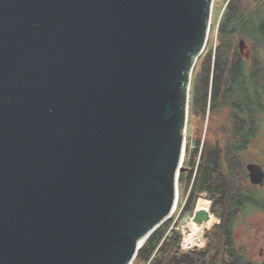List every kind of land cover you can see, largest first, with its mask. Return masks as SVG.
I'll return each instance as SVG.
<instances>
[{"label": "water", "instance_id": "1", "mask_svg": "<svg viewBox=\"0 0 264 264\" xmlns=\"http://www.w3.org/2000/svg\"><path fill=\"white\" fill-rule=\"evenodd\" d=\"M214 5L0 0V264L134 263L177 204Z\"/></svg>", "mask_w": 264, "mask_h": 264}, {"label": "trees", "instance_id": "2", "mask_svg": "<svg viewBox=\"0 0 264 264\" xmlns=\"http://www.w3.org/2000/svg\"><path fill=\"white\" fill-rule=\"evenodd\" d=\"M241 40L246 54L240 51ZM200 59L192 78L189 114L207 120V130L203 143L202 131L189 155L194 168L181 173L179 182H193L188 212L205 193L220 222L206 233L203 249L185 252L182 231L171 230L168 220L148 238L134 263L264 264L261 247L251 253L237 236L238 227L248 228L252 215L264 213V181L253 183L247 169L255 164L264 171V0H225L216 44H209ZM199 208L208 211L209 204L200 201ZM195 225L203 231L202 224ZM191 243L184 245L198 244L196 239Z\"/></svg>", "mask_w": 264, "mask_h": 264}, {"label": "rangeland", "instance_id": "3", "mask_svg": "<svg viewBox=\"0 0 264 264\" xmlns=\"http://www.w3.org/2000/svg\"><path fill=\"white\" fill-rule=\"evenodd\" d=\"M215 2H216V0H215ZM214 6H215V8L213 10L214 17L212 16V26H214V31H213V34H211V32H210L211 38L209 36V41H208V44H207V47L205 50H207L209 48V44H212V42H214V45L216 44L218 22L220 21V18L222 16L223 11L225 10V0H217L216 5H214ZM201 64H202V60L200 59L197 61L193 77L196 76ZM206 128H207V120L204 123V122H202L200 116L194 115L193 112H191L189 114L188 125H187L186 152H185L186 159H185V162H183V168L187 169L189 172L193 169V166L190 165V163H189V160H190L189 155L192 151L193 146H195V141H196L197 137L200 136L202 131H203V138H202V143H203V141L205 139V133L207 130ZM212 138H215V136H212ZM187 176L188 175H186V177ZM188 191L189 190L187 188L186 181L184 180L181 183L179 182V192H180V203L181 204L184 202V196ZM200 201L207 202L209 204L208 211L211 213V215L207 221H209L210 223L208 226H206L204 223H202L203 231H201V237L203 236V238H202L201 242H199L197 244V246H193L191 249H189V251H185V249H183L182 245H181V249L185 252H190L193 249H203L206 245V242H207V239L205 237L206 233L208 231H210L214 226L219 224V222H220L219 218L212 212V201H210L207 197L201 196L200 199L197 200L195 209L199 208V202ZM204 205H206V204H204ZM191 222H192V220H188L186 222V220L183 219V220H181L178 227H180L179 229L181 231L184 229L186 231V233L190 234L191 239L194 240V239H196V233L198 231H196V229L194 228V225L191 228L189 227V223H191ZM172 224H173V222L171 223V226H172ZM176 230H178V229H176ZM180 230H178V231H180ZM188 234H187V236H188ZM187 236H186V238H187ZM237 236L239 237V239H241V240L243 239L250 246L251 253H253L254 251H255V253H257L259 251L258 248L261 247V249H262L261 252L263 254L261 257L264 258V213L257 212L254 215H252L249 218L248 228L245 226L238 227ZM201 237H200V239H201ZM192 240L188 241V242L186 241L185 244L188 245L189 243L192 242ZM133 264H148V262L137 260Z\"/></svg>", "mask_w": 264, "mask_h": 264}, {"label": "built area", "instance_id": "4", "mask_svg": "<svg viewBox=\"0 0 264 264\" xmlns=\"http://www.w3.org/2000/svg\"><path fill=\"white\" fill-rule=\"evenodd\" d=\"M185 159H186V157H185ZM185 159H184L183 162H185ZM196 159L197 160H196V167L194 169V173L196 172V168H197V166H198V164L200 162V157L198 156V157H196ZM179 178H180V176H179ZM187 188H188L189 191L185 194V196H184V202L181 204L180 203L179 182H178V200H177V204H176L175 210H174L172 216L169 219L171 222H173V224L171 226V230H176V229L180 230L179 229L180 227H178V226H179L181 220L185 219L186 222L188 220H192V217L194 216L196 210L199 209V208H197V209H194L193 211H190V212H188L186 210L187 204L189 202L190 196H191L192 191H193V182L190 183L189 186H187ZM201 196L202 197H206V194L205 193L204 194H201ZM182 234H183L182 248L185 249V251H189V249H191L192 247H186L184 245L185 239H186V236H187L188 233H186V231H185L184 233L182 232Z\"/></svg>", "mask_w": 264, "mask_h": 264}, {"label": "bare ground", "instance_id": "5", "mask_svg": "<svg viewBox=\"0 0 264 264\" xmlns=\"http://www.w3.org/2000/svg\"><path fill=\"white\" fill-rule=\"evenodd\" d=\"M184 159H185V156H184ZM184 159H183V161H184ZM194 225V228L198 231V227L195 225V223H193V222H191V223H189V227L191 228L192 226ZM198 236V237H197ZM200 237H201V232H197L196 233V241H197V243H199V242H201V240H202V238H203V236L201 237V239H200ZM192 239H191V237H190V234H188V236H187V238H186V240H185V242L187 241H191ZM192 244V243H191Z\"/></svg>", "mask_w": 264, "mask_h": 264}, {"label": "clouds", "instance_id": "6", "mask_svg": "<svg viewBox=\"0 0 264 264\" xmlns=\"http://www.w3.org/2000/svg\"><path fill=\"white\" fill-rule=\"evenodd\" d=\"M201 209V208H200Z\"/></svg>", "mask_w": 264, "mask_h": 264}]
</instances>
